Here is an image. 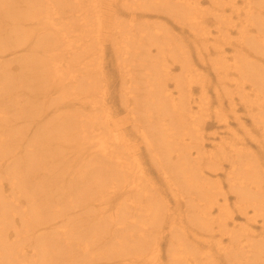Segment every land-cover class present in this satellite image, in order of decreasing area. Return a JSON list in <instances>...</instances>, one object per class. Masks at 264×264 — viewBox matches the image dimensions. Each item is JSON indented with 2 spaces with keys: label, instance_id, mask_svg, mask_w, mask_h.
<instances>
[{
  "label": "bare ground",
  "instance_id": "6f19581e",
  "mask_svg": "<svg viewBox=\"0 0 264 264\" xmlns=\"http://www.w3.org/2000/svg\"><path fill=\"white\" fill-rule=\"evenodd\" d=\"M4 58L18 130L0 124V221L22 246L0 222V264H264V0H0ZM61 206L88 232L64 256Z\"/></svg>",
  "mask_w": 264,
  "mask_h": 264
},
{
  "label": "rangeland",
  "instance_id": "374dc122",
  "mask_svg": "<svg viewBox=\"0 0 264 264\" xmlns=\"http://www.w3.org/2000/svg\"><path fill=\"white\" fill-rule=\"evenodd\" d=\"M239 4V2H238ZM201 6H204V7H208L209 6V3L206 2V1H203L202 2V5ZM62 13H65L64 11H62ZM65 15V14H63ZM143 17V16H142ZM2 20H6V19H2ZM145 21H147L149 24H153V23H161V24H165L164 26L167 27L168 31H169V34L171 35L170 37L173 39V40H177L178 38H180L181 40L179 41H184L187 43V49L190 51V52H193L194 50V45L192 44L191 41V36H187L186 34V31L183 32L181 26L179 24H177L176 22L172 21L170 16H164V15H160V14H156V13H150L148 14V17L144 19ZM68 26H64L63 28H67ZM213 35H215V33H212ZM231 37H235L234 34H231L230 35ZM230 49L226 48L225 51L226 52H229ZM113 57V56H112ZM110 53L107 52L106 53V64H104L105 66V69L103 70L105 73L104 74H107L109 73V71H111L110 73H113L112 70H113V63H112V58ZM3 57H1L2 59ZM195 60V59H194ZM196 61V60H195ZM9 64V61L8 60H5V58L3 59V62H0V102L2 103L1 105H4L7 101V96H8V93L9 92H13L15 90V88L18 87V83H14L13 79H11L9 76H11L12 72H14V70H11V66L8 65ZM197 66V65H196ZM201 66V67H200ZM8 67H10V70L8 71ZM201 69V71L203 73H206V75L209 74V77H211L210 79L212 80L214 78V75L211 73L212 71H209L208 70V67L204 64H199V66H197ZM108 70V71H107ZM171 71L174 75H178L181 73L180 69H179V66L177 63H173V65L171 66ZM115 74V73H113ZM114 79H115V75H114ZM23 85H26L22 82ZM115 86H114V89L116 91L117 87H118V82L117 80L114 82ZM111 90V89H110ZM113 90V89H112ZM199 94V90L198 88L194 89L193 90V96L194 98L196 99ZM208 94L212 95V91H210ZM57 96H55L54 94H52L50 96L49 99H46V102L49 101V100H53L55 99ZM51 100V102H52ZM211 100H214L213 97H211ZM41 103V100H39ZM50 102V103H51ZM216 103L215 102H212L211 106H215ZM195 105H193L194 107ZM71 109H65V111H70ZM8 115V119H9V124L8 123H4L3 120L0 118V124L3 125L1 126L3 129H4V125L7 126L5 127V131L7 133L11 134L14 132V129L13 128H9L10 126H12L14 124V128L17 129L15 123L13 121H11V117L10 115L15 118L14 116V113L12 112L10 114V110H9V107L6 108L4 110ZM1 116V115H0ZM119 116H123V114H119ZM20 125V124H19ZM247 126H249L248 122H247ZM231 128L232 129H237V126H235V124H231ZM211 129H214L211 128ZM18 130V129H17ZM238 130V129H237ZM19 132V131H17ZM237 133L240 135L241 132L240 131H237ZM14 138H17L16 135L13 136ZM12 137V138H13ZM25 165H27V163L25 162ZM11 166L7 167L6 169H3V170H9ZM58 170V172L60 171L61 167L59 165V167H56ZM154 174H152L153 176ZM30 187V186H29ZM28 189L25 188V189H22L20 190L22 192L21 194V199L23 200L25 194H26V190ZM10 191V189L8 188V181L6 179H3V185L1 187V194H8V192ZM57 195V191L55 192V196ZM3 202L6 200L4 198H2ZM63 199H59L57 200L58 202H62ZM24 201V200H23ZM230 203L234 201V199L232 197L229 198L228 200ZM82 202V200H81ZM15 203L17 204L16 206H8L10 210H12V213L13 212H16V213H13V216H14V220H18L19 217L21 216V214L23 213V211L26 209V204L25 205H21L19 204L17 201H15ZM59 205V204H58ZM21 206H23L21 208ZM77 209V208H75ZM95 212H97V210L95 208H92ZM72 211H74V209H65L63 206H61L60 208V211H57L56 214H55V217H54V222H57V225L56 227L60 226L59 228V234L58 232H55V236H56V239L58 241V245H57V248H56V251L57 249H59L60 253H63V256L65 255V245L64 243L66 241H64V238L65 236L67 235H70L71 232H79L81 235H88V232L86 230V224L84 223V220L79 218V223L81 224H78L76 221H75V215L72 213ZM6 216L8 217V220H11V213L8 214V213H5ZM5 227H7V233L9 234V238H6L4 239L3 243H7L8 245H12L11 243L9 242H12L11 240H16L17 244L13 245L12 247L14 248L15 250V253L17 252V250L22 246V243L13 236V233H12V228L8 223H4L2 221H0ZM237 223L239 222H242L241 218H236V221ZM62 228H65V229H62ZM9 229V230H8ZM24 229V227H23ZM253 230L255 231H258V226H253ZM10 232V233H9ZM11 234V236H10ZM98 237H94V244L97 245L99 242H100V239L102 238V236L100 235H97ZM14 238V239H13ZM105 238V237H104ZM106 239H108V237L105 238V242H106ZM115 239L113 240H109V244L108 245H111L113 244ZM32 245V244H31ZM106 247V246H105ZM1 250H3V247L1 246ZM92 251V250H91ZM91 253H94L93 251ZM106 253V251H104V248L103 246H98L95 254L97 255H102L104 256L103 254ZM31 259V257L29 258H26L25 259V262L26 264H28L27 262ZM81 260H82V257H81ZM102 261L104 259H101Z\"/></svg>",
  "mask_w": 264,
  "mask_h": 264
}]
</instances>
